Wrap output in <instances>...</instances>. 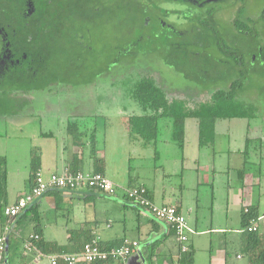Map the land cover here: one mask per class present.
I'll return each instance as SVG.
<instances>
[{
  "label": "rangeland",
  "instance_id": "1",
  "mask_svg": "<svg viewBox=\"0 0 264 264\" xmlns=\"http://www.w3.org/2000/svg\"><path fill=\"white\" fill-rule=\"evenodd\" d=\"M102 1H105L102 3L105 11L103 14H92L95 19H84V23L77 21L76 26L70 23L72 20L62 19L59 30L63 39H60L59 54H45L47 60L58 62V65H68L72 61L73 70L67 72L68 68L62 67L64 72L52 83L51 88L29 93V100L24 99L25 104L27 100L30 101L28 108L25 104L20 105L21 101L16 99L22 98L17 92L20 90H12L14 94L10 97L14 98L15 105L12 109H17L16 112L0 113V158L7 160V202H14L23 192L32 162L37 160V153H41L46 143L40 137L41 131L51 129L59 139H63L68 132V117L71 116L70 119H76L77 130L83 135L88 131L84 127L90 128L97 124L100 138L106 125L108 135H113L117 144L108 140L110 148L107 149V161L117 163L120 157L131 153L128 173L132 185L151 184L156 178H163L167 195L182 202L186 220H189L195 231L189 233L187 242L188 247L192 245L195 250L192 264H219L221 260L210 255L209 250L212 248L211 252L217 255L221 247L228 254V264H248V258L242 255L239 246L240 211L244 207L241 206L244 200L241 197L242 180L239 171L246 168L243 182L251 185L245 191L253 189L250 198L254 203L260 202V213L264 216V73L256 72L264 71L261 68L264 63V21L259 18L264 10V0H246L245 3L244 0L208 2L199 7L194 3L171 0L169 6L179 13L169 14L167 21L175 24L179 30L159 25L156 17L163 14L159 13L154 4L159 6L162 0ZM93 5L79 4V14L76 16L86 13ZM212 11V16H209ZM237 19L251 28L253 37H247L246 40L242 37L234 26ZM84 26L87 28L83 34L75 35L76 28ZM221 38L228 46L236 45L240 52L248 55L244 47L250 52L249 57L257 60L256 64H248L249 59L245 62L244 87L237 93L240 101L253 107L256 116L252 119L219 120L215 144L204 146L195 154L202 166L208 169L211 167V174L216 177L212 183L206 181L204 171L201 170L199 174L194 161H183L184 154L171 139L169 120L160 123L157 146H145L142 140H132V145L125 139L126 130L120 122L123 117L120 113L142 114L139 104L128 96L133 83L142 76L154 77L167 93L180 99L187 98L194 103L207 101L211 91L228 87V80L237 74L233 67L229 69L230 72L225 69L224 65L229 61L222 57L216 44ZM243 38L245 44L236 43L239 39L243 41ZM76 48L82 52L74 57ZM102 114L106 118L101 119L99 115ZM84 117L91 120L89 124L84 125ZM58 118L61 123H57ZM39 119L43 120V125ZM187 121L195 124L198 120ZM234 126L237 127L234 133L225 131ZM120 135L124 137L123 140L119 138ZM241 136L253 140L248 146L247 156L239 157L233 152L238 150L236 145L243 143ZM187 137H192L191 128ZM155 147L160 154L157 158L154 156ZM241 159L244 160L243 164L240 163ZM102 161L106 162V159ZM120 167L116 164L108 165L106 170L112 169L108 172L112 177L117 175L113 169L117 171ZM252 178L256 181L260 179L262 185L252 182ZM110 199L100 193L94 200L101 231L105 229L104 224L109 222L112 228L104 232L118 237L125 236L129 240H143L146 235L138 228L137 210L125 203L126 208L121 206V212L115 209L110 211L105 203ZM247 202L245 199L243 204ZM159 204L156 201V205ZM187 206L191 208L190 213L186 211ZM139 217L143 222L150 223L144 215ZM28 218H24L21 224L8 227L15 235L14 243L17 246V250L10 255V264L19 262L23 253V240L33 230L34 223ZM238 254L243 256L241 260L237 259Z\"/></svg>",
  "mask_w": 264,
  "mask_h": 264
},
{
  "label": "trees",
  "instance_id": "2",
  "mask_svg": "<svg viewBox=\"0 0 264 264\" xmlns=\"http://www.w3.org/2000/svg\"><path fill=\"white\" fill-rule=\"evenodd\" d=\"M60 9L64 12L66 11L71 12L72 20H74L75 16L79 14V12H77L79 10V4L74 5L73 3L65 2L60 7ZM74 11L77 13H74ZM93 12L91 9H89V11H86L85 15L88 16L89 14V16H91ZM64 18L69 19V16L66 14ZM259 18L264 21V10L261 12ZM159 25L162 26L160 22H159ZM235 27L237 28V30L241 32L242 37H245V40L247 39V37L254 36L250 31L251 28H248V26H244L243 24L239 22V20L235 21ZM240 40L241 39H239V41H236V43L240 42L242 44H245L244 38H243V41H240ZM233 41H235V39ZM216 44H217L218 50L220 54L222 55V57L229 61L225 63L224 65L225 69L228 70L227 72H230L229 69L233 67L234 73L236 72L237 74L235 78L228 80L229 82L228 87L219 88L217 90L211 91L207 101L195 102L196 103L195 104L194 102H190L187 98L180 99L179 97H175L171 95L170 93H167V91L158 84L156 79L150 75L140 77L136 82L133 83V86L129 89V93H128V96L132 98L134 101H136L142 110V114L130 116L129 119H127L126 121V126L128 127L130 136L133 139L142 140L145 146L149 144H153L154 146H157V143L159 141L160 131H161L160 123L162 120H169L171 129H172L171 139L178 145V147L181 150H183L185 147L186 121L187 119L193 118V119L198 120L199 146L203 148L204 146L215 144L216 125L219 120L235 119V118L252 119L254 116H256L253 107L250 104L240 101L237 98V93L240 90H242L244 87V78H245V73H246L245 66H247L245 62L249 59V61H247L248 64L252 62L256 64L255 62H257V60L253 61L252 57H249L250 52L247 51L243 47L244 45H239V46H242L243 49L246 52H248V55H244L242 52H240L237 46L234 45L235 44L234 42H233L234 46L232 47L228 46L223 38L218 39L216 41ZM81 52H82L81 49L76 48L74 50V54H75L74 57H76L78 54H81ZM70 60L71 58L69 59V62ZM57 63L58 62L56 63L49 62L47 67L45 66L41 67L38 70V72L36 71L35 77L38 79V81L31 80L30 83H28L26 86L23 85L21 82H19V85L17 84H15V86L12 85V88L22 89L23 87L24 90L26 91L47 89L49 84L54 83V81L57 80L59 76H61L60 74L64 72V70H62V67H65L66 69L68 68L67 72H69L70 70H73V68L71 67L72 61L70 64L68 63V65H64V66L58 65ZM263 66H264V63H263ZM263 66L261 65V68H264ZM256 72L259 74L264 73L263 70L261 72L257 70ZM209 75H211V73H209ZM13 102H14L13 98L9 96L6 98L5 97L0 98V113L2 112V113H7V114L8 113L14 114L13 112L14 109H12L13 108L12 106L14 105ZM70 118L69 120H67V126L69 130L73 128L72 126H76V123H77L76 119H74L73 117L72 119ZM93 121H94V118H93ZM252 140H253L252 138L247 137L246 147L243 152L244 156H247L246 154H248V146L251 144ZM155 149H156V153H158L157 147H155ZM38 162H39L38 157H37V160H33L32 162V168H31L32 184H31L30 190L35 184V175L39 171ZM99 162L100 160L97 158L95 161V169L93 172H90V173H101L107 176V174L104 173L102 165ZM6 164H7V160L5 158H0V218H1V234L0 235H2L4 230L8 228L10 225L21 224L22 220L26 217H29L28 219H30V221L34 223V227L36 229L39 224V221L41 220V215L38 212V209L36 207V202L31 207H29L27 210L17 215L15 218H9L4 213L5 208L9 206V203L7 202L8 170H7ZM72 171H75V170H72ZM245 175H246V168L244 167L242 170L239 171V177L241 178V180L244 179ZM141 187H144L146 189V192H147L146 196L153 202V200L150 197V191L146 185H132L131 184V186L126 189L141 188ZM126 189H121L120 187L117 186L116 195L119 194L120 191H123L124 193L123 192L122 193L131 202V205L133 208L143 209V207L139 206L138 204H135L133 201L129 199L125 191ZM84 190H87V193H94V194L96 193L97 195H100V193H102L103 195H107L110 197H116V195H109V194H106L100 191L97 192V191L90 190V189H82L81 191H84ZM61 191L77 192L75 190L70 191V190L59 189V190L49 191L47 192V194L48 193L56 194ZM22 196L18 197V199L21 198ZM57 204H58V201H57ZM168 206H171V205H168ZM176 208L179 213H182L177 206ZM150 216L153 218L154 221L167 225L168 229H170L171 231L170 233H174L172 228L168 224H166L164 221L152 215ZM261 216L263 215L260 213V206L258 203L249 205L247 207H243L240 211V229L239 230H240L241 237H240L239 246L241 248L240 250L243 253L242 255L247 256L248 261H249L248 264H264V226L262 224L260 225V223L258 225V219ZM253 222H256V224L259 226V229L257 231L249 230V227L252 225ZM12 234H13L12 232H9L8 239L6 242V250L4 251V254H3V257H4L3 261L7 262V264H10L11 253H14L17 250V246L14 243L15 235L14 234L12 235ZM93 238L94 237H92L89 233H85L84 241L88 242V241H91ZM26 239L27 238H25L24 241ZM125 240L127 239L121 238V239H117V241H113V242H109L105 244H103L100 241V246L104 250H110L112 248L120 247L124 245ZM24 241H23V244H24ZM36 245L37 247H39L41 251L44 250L48 253L50 252V254H54L57 252L58 253H76V252H80L82 250L81 246H83V244L80 245L76 243L72 245L69 244V245L51 247L50 244L44 243L42 242V240L38 242ZM155 250H156V245L153 244L152 250L149 253V256L151 258L152 256H155L154 255ZM24 252H26V250L23 247V253L19 261L24 259ZM194 252L195 250L193 246H189V249L186 252L179 251L180 255L178 258V264H192L194 261ZM30 253H33V255H35V252L33 251H31ZM227 260H228V254H226V261ZM113 262L114 260L109 259L106 263L95 262L92 264H111ZM44 263L46 264V262ZM16 264H19V262H17ZM118 264H123V263L119 262ZM127 264H129V261L127 262Z\"/></svg>",
  "mask_w": 264,
  "mask_h": 264
},
{
  "label": "crops",
  "instance_id": "3",
  "mask_svg": "<svg viewBox=\"0 0 264 264\" xmlns=\"http://www.w3.org/2000/svg\"><path fill=\"white\" fill-rule=\"evenodd\" d=\"M120 115L123 116L122 119H120V122L123 125V129L126 130V133L124 132V134L126 135L125 139H128V141L132 145L134 144V142H139V139H133L130 136L129 129L126 126L127 119H129V117L133 115L121 114V113ZM99 116L101 119L104 117L106 118V115L103 114ZM70 117L71 116H69L68 118ZM56 120L57 123H61L59 118ZM83 120H84L83 121L84 125L89 124L91 121L90 119L88 118L86 119L85 117ZM106 121L107 120H105V122ZM188 123L189 122L186 121L185 147L183 150L180 149L184 154L183 161H185L186 159H188L189 162L194 161V165L197 167L199 174L201 170L204 171L206 181L214 183L216 177L212 176L210 171L211 167L208 169L207 167L202 166V162H200L198 158H196L195 156L196 153H199L201 151V147L199 146L198 121H196L195 124L192 123L188 124ZM76 126H72L73 128L70 130L67 126L68 132L63 139H59V137L56 136L51 129H48V131L40 132V137L46 140V143H44L43 148H41V153L40 154L37 153L36 156L38 157L39 160L38 162L39 170L44 174V176L48 177L52 173L61 172L67 167L75 171L77 170V171L90 173L94 171L95 161L98 158L100 160L99 163L102 165L104 173H106L108 176H109L108 172H111L112 170L110 168H108V171L106 170L108 165H113V164L121 165L119 170L115 171L113 169L114 173H117V175L112 177L109 176V177L112 179L114 184L120 187L121 189L129 188L132 183L131 177L129 178V173H128V167H129L128 164H130V161L132 159L131 153H128L127 156L125 157H120L117 160V163L116 162L111 163L112 160L107 161V158L109 157L107 156V149L109 147L108 140H111L112 142L114 141L113 143L117 145L115 141L116 138L113 137V135L110 134L108 135L107 133L108 126L105 125L104 128L105 131L100 136V138H98L97 124L95 125L93 124L92 126H90V128L84 127V129L88 128L87 133L83 132L85 133V135H83L82 132L80 133L77 130ZM189 128H191V133H192L191 139L187 137V134L189 133ZM236 128L237 127L234 126L230 129L227 128L225 131L228 133H232V132L234 133L237 130ZM194 133L196 134L195 137H194ZM217 133H218V129L216 126V137L218 138ZM119 138H121V140L124 139V137H122L121 135ZM246 139H247L246 137L245 138L242 137L243 143L241 145L235 146L236 149L238 148V150L233 152V153H237L236 156L239 157L244 156L243 152L246 147ZM132 140H134V142ZM230 153H232V151ZM157 154L158 156L160 155L159 153H154L155 158H157ZM104 159H106L107 163L102 161ZM243 162L244 160L241 159L240 163L243 164ZM212 164H214V161L212 162ZM213 172L215 173L216 169H214ZM31 175L32 174L30 172L28 176L25 178L23 185V192H21L20 194L21 196L30 190L32 184ZM253 179L254 178L251 179L252 182L258 183L259 186L262 185L263 182L260 179H258V181H256L257 179L255 180ZM127 181L129 182L128 184H126ZM163 182H164L163 178H161V180H158L156 178L153 182H151V184L141 183L137 185L147 186V188L150 191V197L153 200V202L156 203L157 201L161 203L159 205L177 206L180 209V211L183 213L184 206L182 202L181 201L178 202L173 197H169L167 195L166 186H164ZM250 185L251 184L246 185L245 182H243L242 180L241 197L243 198L244 201L246 199L248 202L246 204H243L244 201H242L241 206L247 207L249 205L257 204L254 203L250 198L251 195L253 194V189L252 188L249 189L251 190V192L249 190L245 191L246 188H249ZM122 192L123 191H120L119 194L116 195V197H110L105 195L111 198L109 201L106 200L105 202L110 211L111 209H115L121 212V206L123 209L126 208L125 203L131 205V202L127 199V197H125V195L123 194L124 192L123 193ZM96 196H97L96 193L95 194L87 193V190L77 191V192L61 191L56 194L48 193L44 195L42 198L36 201V207L41 215V220L39 221L37 228L35 229V227L33 226V230L30 231L25 238H28L31 234L38 233L41 237L42 242L50 244L51 247L63 246L69 244L72 245L76 243L82 245L85 243L84 241L85 233H89L94 238L98 237L103 244L117 241V239H121V238L127 239V237L125 236L118 237L114 234H110L109 232H104L105 229L109 230L112 228V225H110L109 222H106L104 224L105 227L104 226L103 227L105 229L104 231H101V229L99 228V222L97 220L98 212L94 204V200ZM17 199L18 198H16L14 202L9 203V206L14 204ZM134 209H136L138 212V222H139L138 228L140 231H143L146 236L143 240L131 239V241L132 240L138 241L139 246L136 248L135 252L131 254L128 261L132 264H178L180 248H179V243L178 245L176 243L177 239L175 237V234L170 233L171 231L170 229H168L167 225L154 221L153 218L144 209H140V208L139 209L134 208ZM186 211L190 213L191 208L187 206ZM142 215L148 218L149 221L147 220V222L150 223L143 222L139 217ZM187 223H188V227L191 229L190 233L195 232L188 219H187ZM153 244L156 245V250L154 252L155 256H152L151 258L149 256V253L152 250ZM81 248H83V246H81ZM209 251H210V255L212 256L215 255L214 257H217L218 259L221 260L219 264H228V260L226 261V253L223 252L222 247L221 250L217 252L218 253L217 255L214 252H211L212 248H210ZM42 252L50 254V252L48 253L44 250ZM137 255L139 256L138 260L136 259L132 260V258ZM242 258L243 256L241 254L237 255V259L241 260ZM3 260L4 259L0 260V264H7V262ZM44 262L46 261L43 260L41 263L38 264H45ZM33 263H34L33 253L27 251L24 252V259L19 261V264H33ZM118 263L119 262H113L111 264H118Z\"/></svg>",
  "mask_w": 264,
  "mask_h": 264
},
{
  "label": "flooded vegetation",
  "instance_id": "4",
  "mask_svg": "<svg viewBox=\"0 0 264 264\" xmlns=\"http://www.w3.org/2000/svg\"><path fill=\"white\" fill-rule=\"evenodd\" d=\"M125 1L129 2L130 0ZM149 1L151 2V0ZM170 1L162 0L159 6L154 4V7L159 9V13L163 14L160 15L161 17H156V19L165 27L179 30L175 24L168 22L169 14L179 13L169 6ZM227 1L229 0H181V2L194 3L198 7L208 4V2L226 3ZM65 2L74 5L94 3L93 6L88 8L92 12L94 10L93 15L103 14L105 11L102 4L105 1L102 0H0V98L10 97L14 94L12 90H20L17 92L22 98L16 97L21 101L20 105L25 104L24 99L29 100L31 97L29 93L34 92V90L26 91L23 87L22 89H15L12 88V85H19V82H21L26 86L31 80L38 81L35 77L36 71L38 72L41 67H47L50 62L46 59L48 57L45 54L53 53V56L59 54L57 51H59L60 39H63L60 37V22L66 14L69 16L70 21L72 20L71 12H64L60 9ZM245 2L246 0H244ZM117 7L120 9L118 5ZM212 13L213 11L209 16H212ZM88 18L95 19L96 17H92V14L86 16L85 13H82L78 17L75 16L73 22L70 23L76 26L77 21L78 23H84V19ZM86 28V26L77 27L75 35H78V33L83 34ZM6 86H10V88L7 89ZM52 86V83L49 84L47 89ZM11 98L13 97L11 96ZM28 100L25 104L27 108L28 105L30 106ZM16 110L14 109L13 112H16ZM38 121L43 125V120L39 119Z\"/></svg>",
  "mask_w": 264,
  "mask_h": 264
},
{
  "label": "built area",
  "instance_id": "5",
  "mask_svg": "<svg viewBox=\"0 0 264 264\" xmlns=\"http://www.w3.org/2000/svg\"><path fill=\"white\" fill-rule=\"evenodd\" d=\"M59 189L70 191L90 189L109 195H116L117 186L107 176L101 173L72 171L67 167L61 172H55L46 177L39 170L35 175V184L32 189L14 204L7 206L4 213L9 218H15L21 212L31 207L37 199L46 195L47 192ZM125 191L131 201L143 207L148 214L168 224L174 231L180 251H188L189 247L187 242L189 241L188 235L191 229L188 227L186 217L178 212L176 206L156 205L146 196L147 192L144 187L126 189ZM259 223L264 226V216L258 219V225ZM258 225L256 222H253L249 230L257 231L259 229ZM9 232H11L9 228H6L3 234L0 235V260L3 258L4 251L6 250ZM40 241V235L34 233L23 244L27 252H35L34 263L37 264L43 260H46V264H92L95 262L106 263L109 259L114 260V262L127 264L129 257L139 246L138 241L125 240V244L120 247L104 250L100 246L99 238L96 237L91 241L85 242L80 252L47 254L37 247L36 244Z\"/></svg>",
  "mask_w": 264,
  "mask_h": 264
},
{
  "label": "water",
  "instance_id": "6",
  "mask_svg": "<svg viewBox=\"0 0 264 264\" xmlns=\"http://www.w3.org/2000/svg\"><path fill=\"white\" fill-rule=\"evenodd\" d=\"M138 258H139V256L137 255V256L133 257L132 260H133V259L138 260ZM129 264H132V263L129 262Z\"/></svg>",
  "mask_w": 264,
  "mask_h": 264
}]
</instances>
